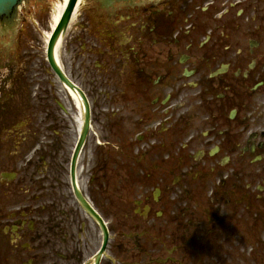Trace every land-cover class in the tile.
<instances>
[{
  "label": "flooded vegetation",
  "instance_id": "af4514ba",
  "mask_svg": "<svg viewBox=\"0 0 264 264\" xmlns=\"http://www.w3.org/2000/svg\"><path fill=\"white\" fill-rule=\"evenodd\" d=\"M59 61L0 32V264H264V0L83 6Z\"/></svg>",
  "mask_w": 264,
  "mask_h": 264
},
{
  "label": "rangeland",
  "instance_id": "374dc122",
  "mask_svg": "<svg viewBox=\"0 0 264 264\" xmlns=\"http://www.w3.org/2000/svg\"><path fill=\"white\" fill-rule=\"evenodd\" d=\"M43 0V4H38L35 1H29L26 4V10L24 12L23 22L30 25L33 21L41 20L40 26L36 27L39 33L49 29L52 18L56 11V6L60 2L59 0ZM32 28V27H31ZM33 29V28H32ZM41 31V32H40ZM43 34L41 36H43Z\"/></svg>",
  "mask_w": 264,
  "mask_h": 264
},
{
  "label": "water",
  "instance_id": "95a60500",
  "mask_svg": "<svg viewBox=\"0 0 264 264\" xmlns=\"http://www.w3.org/2000/svg\"><path fill=\"white\" fill-rule=\"evenodd\" d=\"M76 3H77V0H70L69 5H68V7H67V9H66V11H65V13L63 15V18H62V20H61V22H60V24H59L54 36H53V38H52L51 46L54 45V43L56 42V40L58 38L59 33L68 24Z\"/></svg>",
  "mask_w": 264,
  "mask_h": 264
},
{
  "label": "bare ground",
  "instance_id": "6f19581e",
  "mask_svg": "<svg viewBox=\"0 0 264 264\" xmlns=\"http://www.w3.org/2000/svg\"><path fill=\"white\" fill-rule=\"evenodd\" d=\"M67 2H68V0H62V2H59L58 4H57V6H56V11H55V14H54V16H53V22H52V26H53V28L56 26V24L59 22V20H60V18H61V16H62V13H63V11H64V8H65V6H66V4H67ZM81 2H82V0H79L78 1V5H77V7H76V10H75V14H74V16L76 15V12H77V10H78V8L80 7V5H81ZM74 16H73V18H74Z\"/></svg>",
  "mask_w": 264,
  "mask_h": 264
}]
</instances>
